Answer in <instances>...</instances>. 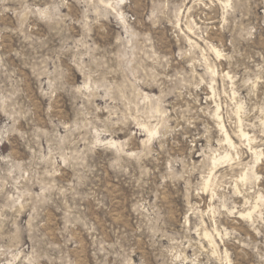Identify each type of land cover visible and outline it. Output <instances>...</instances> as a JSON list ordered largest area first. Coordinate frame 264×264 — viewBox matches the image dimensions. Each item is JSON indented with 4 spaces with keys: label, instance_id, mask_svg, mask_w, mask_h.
<instances>
[{
    "label": "rangeland",
    "instance_id": "1",
    "mask_svg": "<svg viewBox=\"0 0 264 264\" xmlns=\"http://www.w3.org/2000/svg\"><path fill=\"white\" fill-rule=\"evenodd\" d=\"M0 264H264V0H0Z\"/></svg>",
    "mask_w": 264,
    "mask_h": 264
},
{
    "label": "bare ground",
    "instance_id": "2",
    "mask_svg": "<svg viewBox=\"0 0 264 264\" xmlns=\"http://www.w3.org/2000/svg\"><path fill=\"white\" fill-rule=\"evenodd\" d=\"M243 133H244V132H243ZM228 136H229V135H228ZM229 137H230V136H229ZM229 137H228V138H229Z\"/></svg>",
    "mask_w": 264,
    "mask_h": 264
}]
</instances>
